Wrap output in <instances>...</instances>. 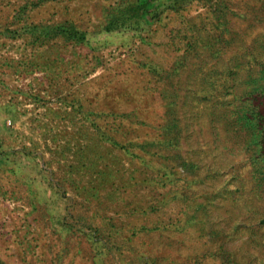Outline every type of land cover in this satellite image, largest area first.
<instances>
[{
  "label": "rangeland",
  "instance_id": "rangeland-1",
  "mask_svg": "<svg viewBox=\"0 0 264 264\" xmlns=\"http://www.w3.org/2000/svg\"><path fill=\"white\" fill-rule=\"evenodd\" d=\"M34 167L117 228L0 200V264H264V0H0V184Z\"/></svg>",
  "mask_w": 264,
  "mask_h": 264
},
{
  "label": "crops",
  "instance_id": "crops-1",
  "mask_svg": "<svg viewBox=\"0 0 264 264\" xmlns=\"http://www.w3.org/2000/svg\"><path fill=\"white\" fill-rule=\"evenodd\" d=\"M27 172V177L30 178L32 176V181H27L24 183L21 182L17 186L1 182L0 200L2 202L18 204V206H20L23 210V215L26 216L27 213H29V215L34 214V212L37 211V205L48 201L50 206L56 207L55 210L57 213L60 214L64 212L62 215H65L62 216V219H65L66 222H73L74 215H76V222L81 218L84 223H87V226L83 225L82 229L88 230L89 232L108 234L111 233L113 229L115 230L117 228V226L112 227L113 215L92 213L89 211V209L86 212L81 211L79 213H75V195L73 193V189L69 187L67 183L52 184L41 182V179L37 177V173H40V170L37 167H34L32 172L30 170H27ZM24 177L26 180H28L26 176ZM7 191L11 192L7 194ZM78 202L76 205L80 204ZM84 202L85 201L83 199L81 205L84 204ZM27 209H29V212H27ZM57 213L56 215L58 216L59 214ZM91 223L94 224L92 225ZM95 227L97 228L96 230Z\"/></svg>",
  "mask_w": 264,
  "mask_h": 264
}]
</instances>
